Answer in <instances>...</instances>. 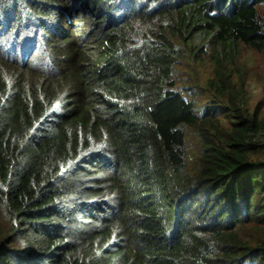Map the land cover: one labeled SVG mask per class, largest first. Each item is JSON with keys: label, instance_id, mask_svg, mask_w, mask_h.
Instances as JSON below:
<instances>
[{"label": "trees", "instance_id": "1", "mask_svg": "<svg viewBox=\"0 0 264 264\" xmlns=\"http://www.w3.org/2000/svg\"><path fill=\"white\" fill-rule=\"evenodd\" d=\"M244 51L264 0H0V264H264Z\"/></svg>", "mask_w": 264, "mask_h": 264}, {"label": "rangeland", "instance_id": "2", "mask_svg": "<svg viewBox=\"0 0 264 264\" xmlns=\"http://www.w3.org/2000/svg\"><path fill=\"white\" fill-rule=\"evenodd\" d=\"M241 54V63L246 64L248 68L254 72L264 73V65L261 63V56L255 55L251 51H244ZM211 75L212 69L208 65L201 66L199 63L192 61L190 57H182L174 74L175 90L181 92L185 98H189L191 95L188 91L184 90L191 89L195 94L197 104L203 107L211 100L210 95H208L204 89L205 82ZM248 87L251 92V105L253 106L263 97V93L260 89L261 84L251 79ZM187 142L189 149H193L195 143L193 138L187 137Z\"/></svg>", "mask_w": 264, "mask_h": 264}]
</instances>
